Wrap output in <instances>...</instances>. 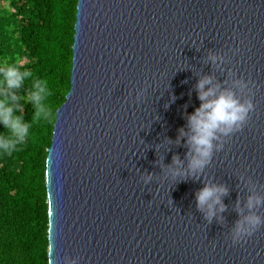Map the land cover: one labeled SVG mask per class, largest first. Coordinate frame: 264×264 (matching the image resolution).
Instances as JSON below:
<instances>
[{"label": "water", "instance_id": "water-1", "mask_svg": "<svg viewBox=\"0 0 264 264\" xmlns=\"http://www.w3.org/2000/svg\"><path fill=\"white\" fill-rule=\"evenodd\" d=\"M75 31L47 157L49 264H264V225L232 241L264 218L247 207L264 199V0H79ZM205 76L255 107L193 172L180 130ZM205 185L227 188L211 219Z\"/></svg>", "mask_w": 264, "mask_h": 264}, {"label": "trees", "instance_id": "trees-1", "mask_svg": "<svg viewBox=\"0 0 264 264\" xmlns=\"http://www.w3.org/2000/svg\"><path fill=\"white\" fill-rule=\"evenodd\" d=\"M79 0H0V66L19 63L31 71L17 102L27 123L34 107L25 102L36 79L48 82L45 100L54 119L32 124L30 136L11 154L0 153V264H49L47 157L58 109L71 90ZM5 130L0 127V132ZM10 134V133H8Z\"/></svg>", "mask_w": 264, "mask_h": 264}, {"label": "clouds", "instance_id": "clouds-1", "mask_svg": "<svg viewBox=\"0 0 264 264\" xmlns=\"http://www.w3.org/2000/svg\"><path fill=\"white\" fill-rule=\"evenodd\" d=\"M210 59L215 62L219 57L212 55ZM32 76L31 71H21L19 63L0 66V127L5 131L0 132V153L11 154L17 150L30 136L32 124L38 121L54 119L50 104L45 100L50 95L48 82L45 79H36L33 91L26 96L25 102L31 103L35 109L33 123L24 121L22 115L17 113L21 108L17 102L21 97L10 90L19 89L23 81ZM234 87L244 90L248 82L236 79ZM200 106L188 115L189 133L180 130V136H187V143L191 150L189 169L193 172L202 170L210 160L214 141L219 139L218 133L228 136L240 131L254 110L251 99L243 102L237 98L231 89L221 90L218 84L213 83V78L205 76L196 85ZM10 133V134H8ZM179 142V138L177 140ZM174 164L179 165L178 157H174ZM174 175L176 173H173ZM227 194V188L218 185H205L196 194L197 207L206 209L208 219L216 215L217 211L223 212L222 196ZM264 203L258 196H249L247 207L251 210ZM264 225V218L256 214L245 216L238 221L232 233L233 243L240 242L243 238L251 236L257 228ZM66 264H78L75 258H66Z\"/></svg>", "mask_w": 264, "mask_h": 264}]
</instances>
